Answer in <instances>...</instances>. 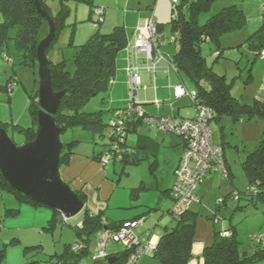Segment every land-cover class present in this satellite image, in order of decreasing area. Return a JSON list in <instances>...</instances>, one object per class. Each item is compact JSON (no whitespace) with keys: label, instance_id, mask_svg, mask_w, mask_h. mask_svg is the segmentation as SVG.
Masks as SVG:
<instances>
[{"label":"rangeland","instance_id":"374dc122","mask_svg":"<svg viewBox=\"0 0 264 264\" xmlns=\"http://www.w3.org/2000/svg\"><path fill=\"white\" fill-rule=\"evenodd\" d=\"M193 1L196 0H178L177 4L182 9L183 17H191ZM94 4L106 10V20L104 18L102 22H98L96 7L92 10L91 4L87 1H68L71 11L67 18V25L59 33L55 50L60 60L65 59L66 68L71 74L76 70L75 56L80 45L86 43L92 35L98 31L111 32L118 25H123L126 33L130 35L132 34L131 23H138L139 17L143 15L147 20L153 12L158 22L162 23L160 34L168 37L161 49L171 55L176 52L179 45V32L172 29L171 21L173 17L179 16V11L177 8L173 9L172 0H94ZM233 4L243 8L247 18L245 25L237 30L221 34L219 47L211 39H206L201 44V52L214 70L226 77L231 85L232 95L242 103L252 104L255 98H264V57L261 54L256 55L248 39L255 31L264 28V0H214L208 9L199 13L197 21L203 24L223 7ZM48 5L53 15H56L62 6L60 0H48ZM48 31L47 21L42 29V36L45 37ZM16 33V27L9 30V56L6 52L0 54V117L28 126L32 121L29 95L39 88L38 65L33 67L20 63L14 40ZM12 75L19 78L20 82L11 86L8 79ZM182 81L191 90L196 89L194 83L184 73ZM142 82L143 86L136 97L146 101H154L158 97L166 103L164 109H160L154 103L147 104L148 113L176 114L179 117L195 113L196 108L190 96L178 99L175 96L168 97L165 90H159L157 95L153 91L154 82L150 87L149 78L144 77ZM108 96L107 89L90 99L84 110L88 112L103 110L104 120L110 122L111 108L107 106ZM210 127L215 143L224 148L232 177L224 176L220 170L211 172L207 176L199 191L202 200L194 202L192 207V210L198 213L195 239L205 241L213 239L216 229L224 230L234 225L240 240V253L251 254L260 244L255 234L264 231V200L254 204L248 203L243 198L239 202L231 192L235 189L246 191L249 187L243 161L248 151H251L261 139L264 121L258 117L234 120L229 114H222L218 119H211ZM9 133L16 143H24L26 137L23 133L11 132V127ZM105 134L102 136L100 132L80 128L63 132L61 138L65 144L72 143L74 139L79 140L74 147V153H80L79 148L88 146L87 149L91 148L89 156L92 157L95 147L98 150L109 141ZM127 141L128 144L140 149L139 162L123 165L119 161H109L105 165L102 164L106 170V183L101 188L94 187L87 190V205L95 212L103 210L105 216L110 218L127 211L128 209L123 207L131 205V202L147 201L152 205L158 203L161 209L156 211L158 213L152 212L143 223V225L152 226L162 214L165 213L168 216V211L173 206V199L163 190L174 185L176 181L174 171L182 154L181 138L172 131L158 127L149 130L145 125L140 124L136 132L128 133ZM132 192L135 193L133 197ZM224 197L225 200H223ZM218 202L222 204L220 208H217ZM239 204L244 207L237 208ZM12 205H18L13 193L3 192L0 198V217L10 218L11 237L20 236L25 244L36 246L34 254L37 258L45 260L47 264H52L48 261L51 254L64 250L69 238L72 237L71 232H74L72 226L82 220L85 214L84 210L70 218L58 214L54 225L50 221L53 209L47 206L35 207L24 203L18 216H3L4 208L13 207ZM141 227L138 230H141ZM74 236L77 238V233H74ZM93 241L89 251L78 263L87 264L93 261L92 256L95 253ZM116 244L121 249L124 247L121 243L116 242ZM37 245H40V250H37Z\"/></svg>","mask_w":264,"mask_h":264},{"label":"trees","instance_id":"16d2710c","mask_svg":"<svg viewBox=\"0 0 264 264\" xmlns=\"http://www.w3.org/2000/svg\"><path fill=\"white\" fill-rule=\"evenodd\" d=\"M39 1L42 8L51 14L56 25L55 37L46 49L48 54L50 48L58 41L60 31L67 25V18L71 11L68 6L70 0H60L62 6L56 15L51 13L48 0ZM75 1H87L91 4L92 10L94 7H98L94 4V0ZM213 1H193L191 4L192 15L189 18L183 17L181 14L182 9L178 4H173V9L177 8L179 11V16L173 17L171 21L172 29L179 32V45L172 55L173 60L179 72L187 75L194 83L201 101L213 109V119H218L222 114H229L234 120L258 117L264 121V98L257 97L252 104L240 102L232 95L231 85L226 77L216 72L201 52V44L206 39H211L219 47L221 34L241 28L247 21L243 8L233 4L223 7L205 23L199 24L197 21L199 13L208 9ZM0 10L3 16L0 22V54L6 52L9 56V30L16 27L17 33L14 40L19 52V61L21 64L36 67L38 65L37 47L44 37L42 36V29L47 22L46 18L38 11L36 0H0ZM157 25L160 34L162 23L157 21ZM248 43L255 50L256 55L259 56L264 49V28L255 31L248 39ZM127 44L128 37L123 25H118L113 31L107 33L98 31L86 43L80 45L75 56L76 70L73 74L67 70L65 59L54 62L49 57L54 89H66L55 114L58 125L64 128L65 131L69 129L74 131L81 128L100 132L102 136L106 132L105 135L108 136L109 141L96 150L92 156L93 159L104 165L109 161H119L123 165H127L128 163H138L140 160V149L133 147L126 141L123 143L125 149L121 154L122 156L119 153H114L111 160L104 162L102 160L103 152L106 151L112 140L118 139V136L111 132V120L110 122L104 120L103 110L89 112L84 110L90 99L108 89L111 80L117 74V55ZM8 82H11L12 86L14 83H19L20 79L12 75ZM38 89L29 95V109L33 118L32 125L26 127L18 123L0 120V125L7 128L8 132L11 127V132L19 131L23 133L26 137L24 142L32 140L36 134L40 108ZM127 103H129L128 100L122 106L113 109L111 119L114 111L124 107ZM133 123V125H129V123L126 125L128 133L136 132L141 124L138 122ZM77 143H79L77 139L72 140L70 144L64 143L61 154L62 165L69 162ZM243 167L247 173L249 187L246 191L235 189L231 194L233 197L237 194L239 202L245 198L248 203L257 204L259 201L264 200V130L259 142L246 154ZM229 176H231V173ZM170 190L163 191L168 193ZM5 191L13 193L19 203L42 205L27 197L24 193L13 189L0 172V198ZM76 191L85 203L82 224L72 226L76 230L78 238L74 243H67L62 252L51 254L48 261L52 264H78L81 257L89 251L95 235L105 227L116 228L125 221L107 223L103 210L93 212L88 207L87 192L85 190ZM223 200H225V197ZM221 206V202H218L217 208ZM243 207L241 204L237 206V208ZM19 210V207L7 208L6 213L14 215ZM55 214L61 215L59 211L53 209V215ZM197 215L198 213L191 208L179 218H174L176 222L174 226L164 229L157 242L154 254L158 264H188L192 257V246L195 241ZM51 223L55 225L53 221ZM224 232L228 234L223 235ZM78 242H81L82 246L75 249L74 245ZM259 243L251 254L242 255L239 249L240 240L237 236L236 227L231 225L224 230L216 229L212 242L204 247L202 255L204 264H246L264 258V242ZM34 247L36 246L25 248L24 264H47L45 260L36 257ZM37 247V250L41 249L40 245H37ZM131 251L130 248H124L117 252V256L112 263L109 261L110 256L108 255L105 259H94V264L125 263Z\"/></svg>","mask_w":264,"mask_h":264},{"label":"built area","instance_id":"2783aa9c","mask_svg":"<svg viewBox=\"0 0 264 264\" xmlns=\"http://www.w3.org/2000/svg\"><path fill=\"white\" fill-rule=\"evenodd\" d=\"M177 5L178 0H172ZM95 13L98 14V22H102L105 17V9L96 7ZM168 37L158 33L156 17L153 14L149 19L139 26L134 33L132 44L128 49V62L125 72L128 80L127 100L129 103L122 108L114 111L111 119V132L117 134L118 139L110 142L106 151L103 152L102 160L108 162L114 153L124 152L123 143L127 141L128 130L126 125H133V122L141 123L148 129L158 127L166 131H172L180 136L183 142V151L179 163L175 169L176 181L170 190L173 198L171 215L179 218L190 210L194 202L199 201L198 189L205 177L214 171H222L224 176L229 175V167L226 161L224 148L216 144L213 139V132L210 127L211 119L214 117L213 109L198 97L197 89L191 90L184 82L168 86L175 98L190 96L192 104L196 108V114L191 117L152 115L145 111L142 101L136 94L143 86L142 73L149 72L153 75L154 90L159 88L157 84L158 63L167 62V68L163 71L169 74V67L178 70L172 55L164 52L161 48L167 42ZM176 40V38H175ZM264 57V49L261 52ZM152 103L161 107L163 102L157 97ZM237 197V194L234 196ZM146 218L141 216L132 220L123 221L118 227H105L100 231L97 241V252L93 255L95 260L108 257L106 251L107 243H121L124 248L132 249L127 263L137 264L144 256H154L157 243L151 240L142 242L136 229L143 224ZM224 232L223 235H227ZM259 242L264 241V231L255 234ZM82 243L74 245L75 249L81 248Z\"/></svg>","mask_w":264,"mask_h":264},{"label":"crops","instance_id":"0c3cea01","mask_svg":"<svg viewBox=\"0 0 264 264\" xmlns=\"http://www.w3.org/2000/svg\"><path fill=\"white\" fill-rule=\"evenodd\" d=\"M105 14H106V10H105ZM153 14H154V12H153ZM2 19H3V16H2V12L0 10V22L2 21ZM105 20H106V18H105ZM144 22H145V15L139 17L138 23L137 22L131 23L130 29H132V34L129 35L127 33L128 44H127L126 48L124 50L120 51L117 55V60H116L117 74H116L115 78L112 80V82H110L109 87H108V91H109V96H108L109 100L108 101H109V103L107 104V106H108V108H111L110 111H112L113 109H115L119 106H122L124 104V102L127 100V98L129 97L128 80H127V75L125 72V67L127 65L128 55H129L128 49L131 47L130 45L132 44V41L134 38V33L137 29V26L143 24ZM56 44H57V42H56ZM56 44L52 47L54 50H51L52 49L51 48L49 50V53H48L50 59L54 62H57L60 60L58 53H57V50H55ZM158 65L160 68L158 75H157L158 76L157 84H158L159 88L157 89V91H155L154 89H153V91H155V94L159 95L158 94L159 90H161V91L165 90V91H167V96L172 97L173 95H172L170 89L168 88V86H169V84L173 85V84H178V83L183 82L182 81V73H180L178 70L174 69V67H169V74L165 73L163 71L165 68H167V62H165V61L159 62ZM144 77L147 79L149 78V81H150L149 87L152 86L153 75L149 72H143L142 73V81H143ZM139 99L142 100L141 98H139ZM164 102H165V100H164ZM142 103L144 105L145 110L147 111L148 109H147L146 105L151 104L152 101L142 100ZM165 106H166V103H163L162 106L159 108L164 109ZM161 114H163V113H161ZM195 114H196V111L193 114H189V115H185V116L182 115V117H191V116H194ZM163 115H167V114H163ZM169 116H177V115L176 114H174V115L169 114ZM0 120L8 121V119L4 120L1 117H0ZM8 122H13V121H8ZM14 123H16V122H14ZM18 124H20V123H18ZM32 124H33V118H32L31 123H29L28 126H30ZM181 143L183 145L182 140H181ZM85 148H79L78 152H80V153H73L70 156L69 162L67 164H63L61 166V173H62L63 178L68 183H70V185L75 190H85L87 192V190L89 188H94V187H100L101 188L106 183V179H105L106 170L104 169V166L99 161H97V160L93 159L91 156H89V154L91 152V150H90L91 148L87 149L88 146H86ZM96 149L97 148L95 147L93 150V154L96 151ZM182 151H183V148H182ZM182 151H181V153H182ZM227 164H228L229 170L231 171V167H230L228 162H227ZM230 171H229V174L231 173ZM207 176L205 177L204 181L202 182V184L200 185V187L198 189V195H199V191H200L201 187L203 186V184L205 183V181L207 179ZM230 177H232V176L228 175V178H230ZM172 187H173V185L167 189H171ZM112 188H113V186H112ZM5 192H7V191H5ZM168 193H169V196L172 198V196L170 195V192H168ZM133 194H135V193L132 192V197H133ZM14 198L17 200V198L15 196H14ZM199 198H200L199 201H201L202 199H201L200 195H199ZM135 200L136 199H134V201ZM23 204L24 203H19V201H18V205H12L13 207L4 208V210L2 211L3 216L4 215L5 216H18L20 214V211L23 209ZM28 204H31V203H28ZM20 205L22 207H20ZM31 205H33V204H31ZM33 206H35V205H33ZM40 206H44V205H40ZM14 207L20 208L18 213L14 214V215L6 213L7 208H14ZM35 207H38V206H35ZM123 208L128 209V210L125 212H121L117 216H113L110 218L106 216L107 223L108 222H120L122 220H132V219H136L137 217H141V216H144L147 219L148 216L152 212L158 213L156 211L161 209V207L158 203L157 204L155 203L152 205V203L147 202V201L136 202V203L131 202V205H127ZM93 212H95V211H93ZM57 219H58V215L57 214L53 215V212H52V217H51L50 221L51 222L53 221L56 224L55 221ZM9 220H10L9 217L7 219L4 217L3 218L0 217V264H24L25 257H26L25 256V248L29 245L25 244L23 239L20 236L18 237V236L14 235L11 237L12 233H11V229L9 227ZM175 223L176 222H175V219L171 215V208H170L168 211V216L165 215V213L162 214L157 219L156 223H154L152 226L151 225L147 226V224H145V225L141 224L142 227H141V225H139L136 229V232L140 236V239L142 242H147V241L151 240V241L157 243L159 241L160 235L164 231V229L166 227L174 226ZM75 224L76 225L82 224V220H79ZM161 225H163V226H161ZM140 227H141V230H138ZM72 231H74V232H71L72 237L69 238V241L67 243H74L77 241L78 237L76 238L74 236V233H76V230L73 228ZM73 236H74V238H73ZM145 236H146V238H145ZM99 237H100V232L97 235H95L93 238V240H94L93 242L95 243V253L97 252V241H98ZM212 240L213 239H208L206 241L195 239L193 246H192V257H191L190 261L188 262V264H204V259L202 256L203 250H204V247L206 245H208L209 243L212 242ZM119 248L120 247H118V244H116L115 242H110V244L108 242L107 247H106V251H107L109 256H115V258H116L117 252L124 249V247L122 249L121 248L119 249ZM92 260H93L92 261L93 263L88 262L87 264H94L93 256H92ZM78 264H80V263H78ZM122 264H128V263L126 261L125 263H122ZM137 264H158V261L156 258H154V256L153 257L152 256H144L137 262ZM246 264H264V258L257 259L255 261H252V262H249Z\"/></svg>","mask_w":264,"mask_h":264},{"label":"water","instance_id":"95a60500","mask_svg":"<svg viewBox=\"0 0 264 264\" xmlns=\"http://www.w3.org/2000/svg\"><path fill=\"white\" fill-rule=\"evenodd\" d=\"M36 6L49 24L47 35L37 47L38 125L35 137L22 144L16 143L7 128L0 125V172L13 189L70 218L80 213L85 203L61 173L64 149L61 135L65 129L58 125L55 114L66 89H54L46 51L55 37L56 25L39 0ZM114 259L115 256L109 257L111 263Z\"/></svg>","mask_w":264,"mask_h":264}]
</instances>
